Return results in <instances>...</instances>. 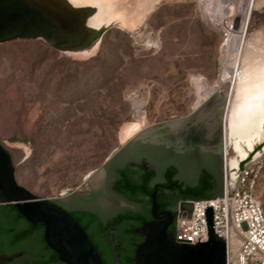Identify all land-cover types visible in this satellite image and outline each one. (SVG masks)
I'll return each mask as SVG.
<instances>
[{"label":"rangeland","instance_id":"374dc122","mask_svg":"<svg viewBox=\"0 0 264 264\" xmlns=\"http://www.w3.org/2000/svg\"><path fill=\"white\" fill-rule=\"evenodd\" d=\"M147 1L153 8L142 19ZM72 3L94 5L93 24L107 26L95 52L57 49L41 38L0 44V141L23 152L19 184L52 201L90 191L88 181L125 142L193 116L190 129L219 130L224 145L235 86L230 73L218 83L222 62L243 66L250 42L255 61L263 58L264 0ZM222 21L236 42L229 53ZM194 78L216 86L223 104L214 95L199 104ZM136 95L145 126L123 141V127L136 121ZM261 201L264 207V192Z\"/></svg>","mask_w":264,"mask_h":264},{"label":"water","instance_id":"95a60500","mask_svg":"<svg viewBox=\"0 0 264 264\" xmlns=\"http://www.w3.org/2000/svg\"><path fill=\"white\" fill-rule=\"evenodd\" d=\"M74 1V0H72ZM91 12L69 7L66 0H0V44L44 39L50 47H95L104 30L94 32L87 24ZM174 129L166 125L162 129L175 132L187 128V123ZM264 154V141L257 143L248 155L240 159L238 166L227 169L231 190H234L242 170L257 157ZM223 158V156H222ZM18 161L11 148L0 141V205L13 204L15 209L33 225L45 228V242L65 264H104L97 247L84 227L63 207L47 198L34 194L16 179ZM227 165V164H226ZM185 172L189 165H180ZM105 170H99L88 182L96 189L102 182ZM218 191L213 198L224 197V161L215 167ZM210 176L213 174L208 173ZM210 198V199H213ZM204 200V199H202ZM182 204H186L182 202ZM178 207L174 231L169 225L174 219L171 211L158 212L159 205L153 201V220L135 230L145 237L135 251L133 264H227L226 238L215 232L214 207L205 208L208 233L191 243L176 240ZM191 213V209L188 211Z\"/></svg>","mask_w":264,"mask_h":264},{"label":"flooded vegetation","instance_id":"af4514ba","mask_svg":"<svg viewBox=\"0 0 264 264\" xmlns=\"http://www.w3.org/2000/svg\"><path fill=\"white\" fill-rule=\"evenodd\" d=\"M165 130L161 127L125 142L105 163L98 188L72 193L63 200H51L70 212L88 235L99 232L102 225L119 216L133 214V217H122L117 227L112 228L117 234V239H112L117 245L112 254L113 264H123L128 245L144 241L145 237L135 230L153 220L154 199L159 213H175L179 203L195 201L184 198L179 182L195 185L204 176L217 182L215 167L222 165L226 147L225 137L224 145L221 143L219 130L211 134L206 129L189 127L175 132ZM180 165L193 168L183 172ZM171 169L176 170L174 179L170 176ZM124 176L137 187L138 196L132 202L127 200L125 192L116 188ZM174 224L175 215L169 231H173ZM44 237L43 226L33 225L18 211L0 208V264H65L48 247Z\"/></svg>","mask_w":264,"mask_h":264},{"label":"bare ground","instance_id":"6f19581e","mask_svg":"<svg viewBox=\"0 0 264 264\" xmlns=\"http://www.w3.org/2000/svg\"><path fill=\"white\" fill-rule=\"evenodd\" d=\"M66 1L69 7H73L75 9H84L87 11H93L91 12V16L87 20L88 26L92 28L94 32L99 33L103 30L105 32V30L107 29V26L93 24L92 22L91 17L96 12V7L94 5L76 7L74 6V3H72V1L70 0H66ZM244 3L246 4V2ZM152 8H153V5L150 4L149 1H147V3L139 11L140 17L142 19L145 18V16L148 14V12ZM240 9H241L242 17L247 16L245 15L247 12V6L242 4L240 6ZM220 16L222 17V15ZM228 21H222L223 22L222 24H224V26L222 27L223 31L228 38L227 41H225V45H224V51L226 52L233 50L236 46L235 45L236 42H234L235 40L230 38L232 35V32H231L232 26H231V23H228ZM242 35H243V31H242L241 36ZM99 41L97 42L95 47H72V48H65L63 50L73 52V53H82V54L89 53V52L92 53L97 50ZM252 44L253 43L250 42L245 49V53H244L245 61H244L243 66L232 67V65L229 63L230 59L227 57L226 59H224V61L222 60L223 61L222 62V73H221L218 83L220 84L221 80H223L225 76L230 73L233 75V78H234L233 84L235 86L234 100L232 103L233 104L232 114L230 115L229 123L227 127L225 128L226 147L222 153V154H226L228 170H229V167L231 168L237 167L240 159H243L248 155V150L252 151L254 146L257 143H262L264 141V56L259 61H255V58L257 55L254 53ZM194 80L199 90L198 92L199 93V104L207 100L213 95L216 96L214 101H216L217 104L219 103L223 104L225 100V96L222 95L220 97L215 93L217 92L216 86H214L213 88H208V83L206 81L202 79H198V78H194ZM132 101L136 103V106H135L136 121L134 119L135 122L128 123L123 127V130H122L123 141H126L133 135L140 133V131L142 130V127L145 126L144 113L143 111H141L140 106L137 104L138 96L136 95ZM222 120L224 122V118H222ZM181 125H182V122L181 123L174 122V123L169 124V126L173 127L174 129H177L178 126H181ZM157 130L158 129H150V130L144 131L141 135L152 133ZM221 143H222V140H221ZM10 148L13 151L16 161L19 162L21 158H23L24 156L23 152L19 148H16V147L14 148L10 147ZM258 155L259 154H257L256 157Z\"/></svg>","mask_w":264,"mask_h":264},{"label":"built area","instance_id":"2783aa9c","mask_svg":"<svg viewBox=\"0 0 264 264\" xmlns=\"http://www.w3.org/2000/svg\"><path fill=\"white\" fill-rule=\"evenodd\" d=\"M224 161V197L179 203L176 240L194 244L208 233L205 208L214 207L215 232L226 238L227 264H264V154L240 173L234 190ZM191 209V213L188 211Z\"/></svg>","mask_w":264,"mask_h":264},{"label":"trees","instance_id":"16d2710c","mask_svg":"<svg viewBox=\"0 0 264 264\" xmlns=\"http://www.w3.org/2000/svg\"><path fill=\"white\" fill-rule=\"evenodd\" d=\"M176 175V170L171 169L170 170V176L174 179ZM153 176V173L150 175V177ZM179 184V189L184 191V198L185 199H192V200H202V199H210L213 197L218 196L221 191H218V183L211 179L210 177L204 176L201 178V180L195 184V185H186L181 182ZM116 188L119 190H122L127 194V200L132 202L134 201L138 194H137V187L132 182L131 179L127 178L126 176L122 177V180L116 184ZM0 208L2 209H9L12 211H17L13 204H5L0 205ZM175 220L177 213H174ZM124 216L127 217H133L132 213H128ZM122 216V217H124ZM121 216L109 221L106 225H102L99 232H92L90 233L89 237L94 243V245L97 247L99 253L101 254L104 264H113V252L114 249L117 248V245L114 241H112L113 238L117 239V234L112 232L113 227H117V224L120 222ZM85 229V228H84ZM175 229V224L173 227V231ZM134 232V230H132ZM114 234V236H113ZM139 244L135 245H128L127 247V254L123 258V264H133V259L135 255L136 248Z\"/></svg>","mask_w":264,"mask_h":264}]
</instances>
